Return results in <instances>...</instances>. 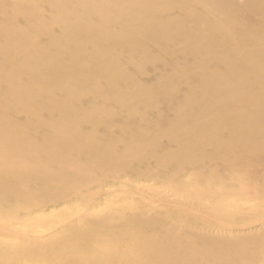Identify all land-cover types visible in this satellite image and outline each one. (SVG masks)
Masks as SVG:
<instances>
[{
    "label": "bare ground",
    "instance_id": "1",
    "mask_svg": "<svg viewBox=\"0 0 264 264\" xmlns=\"http://www.w3.org/2000/svg\"><path fill=\"white\" fill-rule=\"evenodd\" d=\"M216 155L245 183L241 193L220 187ZM194 167L210 177L180 176ZM129 173L197 204L264 193V0H0V197L16 201L1 214L17 219L79 198L49 232L62 249L0 247L55 264H208L175 251L143 210L92 209L129 192L117 180ZM179 200L154 218L177 215ZM183 225V235L204 236L197 246L233 263L229 233ZM235 230L252 252L264 244L263 220ZM97 238L107 246L86 244ZM119 238L132 241L111 245Z\"/></svg>",
    "mask_w": 264,
    "mask_h": 264
},
{
    "label": "rangeland",
    "instance_id": "2",
    "mask_svg": "<svg viewBox=\"0 0 264 264\" xmlns=\"http://www.w3.org/2000/svg\"><path fill=\"white\" fill-rule=\"evenodd\" d=\"M92 135H98L97 131ZM130 148L135 147L131 145ZM102 152V154L108 153V150L104 149ZM213 160L222 169L221 177L216 175L213 176L216 178L219 177L217 180L222 178L220 187H225L233 193H241L246 187L245 183L237 180L232 173L225 170L224 164L221 161V156L216 155ZM203 161H205V159ZM244 163L252 164V158ZM237 165L241 166L242 163H237ZM141 169H143V167H141ZM179 173L181 177L187 176L192 179L191 181L199 184H201L202 180L209 178L211 175L210 171L206 169L202 170L198 167L188 170L182 169ZM117 180L119 181L120 186L126 187L127 190H131L124 194L121 199L103 200V202L100 201L99 203H95L92 206V209L95 212H103L108 207L115 209L113 211H118V209H120L119 211L122 212H136L138 210H143L152 217L151 221L154 220L156 226L162 228L161 232L166 233L168 231L167 235L169 236V243L175 245L173 248L175 251L181 250L187 256L199 259V261L203 260L208 262V264H231V262H223L220 256L212 250L213 248L208 250L197 246L200 241L204 240V236L201 238H191L183 235V224L186 225L185 229L187 227L196 228L203 231V233H207L208 236H214L218 231L225 230L226 233H229L227 234L229 235V243L235 248V252L232 255L233 263L264 264V244L259 245L257 250L252 252L248 247V243H252V240H244L243 237L247 236L246 234L242 236L237 233V235H235L237 232L235 230L236 228L246 226L250 221H264V193L251 192L249 195L247 194L238 197L240 199H234V197L225 198L224 204L226 205H220V202L218 203V201L213 200L210 196L209 198H206L203 203L201 201L200 204H197L191 201L190 196L184 193H177L166 183L158 184L153 180H135L131 178L130 173L118 176ZM132 185H134V187L129 188ZM254 187H261V184L255 182ZM143 190H151L154 195L151 196L146 194ZM72 197L73 196H67L66 200H61L54 204L50 203L49 205H53V207L51 206V209L46 207V209L35 208L29 212L21 211L19 218L11 220L5 218L1 214V211L5 207L8 208L16 205V201L4 196L0 197V241H9L10 243H25L24 241H28L31 244H28L29 246L26 247V249L30 248V250L33 251L36 249L39 250L45 246L62 249V246L65 244L63 241L64 239L61 236L55 235L57 233H54V235L51 236L49 234L55 232L54 230L62 224V221L57 219L60 216V211H73L68 205H77L79 198L73 197L72 199ZM177 199H180L179 202L181 201V203L174 206L180 208L177 215L169 214L158 217L159 219L154 218L155 216L152 212H154L155 209H168V207H171L172 204H174L173 202ZM20 201L22 204H28L30 199L21 198ZM48 202L51 201H47V203ZM52 209L54 212H50ZM232 210H236L237 212H233ZM41 217L45 218L47 221H52L44 224L41 222L42 220H39ZM95 227L96 229L102 230L104 225L99 221ZM131 227V225H126L125 228ZM67 231L72 232L70 229H67ZM158 232V230H154L153 234L158 235ZM38 233H42L41 235L44 237L38 238ZM257 233H259V238L264 239V231ZM131 241L132 240L126 241L125 239L119 238L111 245H116L122 248L127 246V243H130ZM105 243L107 242H105V239L103 238L86 241V244H93L103 248L107 246ZM212 244L214 246L216 245L217 248L224 247L223 244L220 243V241H216L215 238H213ZM5 245H7V243H5ZM12 246L13 245H11V247ZM130 248L131 246L129 249ZM164 248L165 247L163 246V249ZM8 250L9 249L5 246L0 247V260L6 264H55L53 257L51 256L30 260L21 255L9 257ZM80 256L81 255L78 257Z\"/></svg>",
    "mask_w": 264,
    "mask_h": 264
}]
</instances>
